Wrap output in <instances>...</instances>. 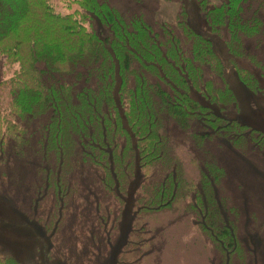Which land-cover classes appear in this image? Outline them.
I'll list each match as a JSON object with an SVG mask.
<instances>
[{
  "label": "trees",
  "instance_id": "16d2710c",
  "mask_svg": "<svg viewBox=\"0 0 264 264\" xmlns=\"http://www.w3.org/2000/svg\"><path fill=\"white\" fill-rule=\"evenodd\" d=\"M74 4L75 13L61 14L51 0H0V62L10 72L0 83L7 95L0 94V167L13 166L17 158L33 165L29 192H21L29 219L56 244L72 207L87 201L84 172L102 195L94 218L107 242L119 234L130 191L137 196L136 223L144 212L152 218L173 211L192 193L195 199L186 209L199 233L219 250L222 264H249L255 253L240 235L241 209L219 190L223 171L206 156L207 169L196 162L200 170L191 182L179 154L185 142L203 154L208 143L222 138L242 154H264V132L229 115L237 100L210 38L182 19L178 29L156 27L142 11L127 17L108 2ZM263 5L264 0H219L207 9L211 34L228 32V54L240 81L262 93L258 76L241 61L251 57L244 38L264 41L258 15ZM254 60L264 73V62ZM2 177L4 189L5 171ZM136 223L126 254L145 247V260L150 229L140 231L137 244L131 239L139 230ZM124 255L121 250L116 264L125 263ZM0 264L20 263L0 255Z\"/></svg>",
  "mask_w": 264,
  "mask_h": 264
},
{
  "label": "rangeland",
  "instance_id": "374dc122",
  "mask_svg": "<svg viewBox=\"0 0 264 264\" xmlns=\"http://www.w3.org/2000/svg\"><path fill=\"white\" fill-rule=\"evenodd\" d=\"M77 1L79 0H51V4L58 13L72 14L77 11L74 4ZM98 1L108 2L127 17L135 16L142 11L150 26L164 27L171 24L178 29L177 21L182 19L197 33L210 38L213 50L224 64V78L237 100V108L230 110L229 115L242 124L264 132V93L249 90L240 81L228 54V32L223 29L222 37L211 34L207 9L214 4L218 5L219 0ZM203 2H206L207 7H204ZM258 15L264 21V5ZM92 25L98 27L96 22ZM243 40H247L243 49L251 57L242 59L241 64L255 72L262 87L264 78H261V75L264 77V73L255 66L254 59L264 62L262 43L264 41L262 38ZM209 69L207 68V73ZM9 78L10 72L4 61H1L0 83ZM0 94L7 97L3 89L0 90ZM175 140L179 141L177 137ZM179 154L185 160L184 168L191 182L196 181L200 170L196 162L199 161V164L207 169L204 160L206 156L212 155L218 164L216 166L223 171L220 193L227 195L232 203L241 209L240 235L244 243L253 248L255 253V262L251 260L249 264H264V154L254 152L242 154L224 138L208 143L203 154L194 150L192 142H185L181 144ZM4 171L8 180L3 185L4 189L0 188V255L12 256L20 264H116L121 250L125 253L124 264H134L136 258H141L138 264H222L219 250L212 247L207 241L208 238L199 233L194 225L193 216L186 209V205L195 199L192 193H187V197L180 201L173 211L152 218L150 214L144 212L141 216L143 221L139 220L136 223L140 215L139 207L136 209L135 206L137 196L134 190L130 191L124 195L126 200L122 203V216L117 231L119 234H116L111 242H107L100 238L102 232L95 220L97 212L95 201L100 200L102 195L97 196L99 190L93 189L94 187L88 183L89 177L86 178L87 172H84L82 183L87 201L72 207L67 223L55 244L40 225L29 219L31 209L21 196V192L23 194L29 192L27 184L35 174L33 165L26 164L24 160L18 158L13 166L3 164L0 167V186L4 179L2 177ZM137 182L139 184L140 179ZM134 223L138 224L139 230L131 239L136 240L137 244L142 241L138 240L142 229L144 227L150 229L147 230L149 233L146 238L151 241V245L147 251L149 257L145 260L146 257H143L145 247L143 251L137 247L139 254L134 251H130L129 256L126 254L125 246ZM153 224H157L158 229L151 230ZM167 225L173 228H166ZM96 233L98 237L94 236ZM177 245L179 246L175 249Z\"/></svg>",
  "mask_w": 264,
  "mask_h": 264
}]
</instances>
